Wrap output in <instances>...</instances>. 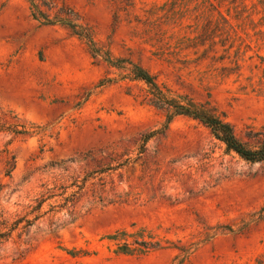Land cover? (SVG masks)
I'll use <instances>...</instances> for the list:
<instances>
[{"label": "rangeland", "instance_id": "374dc122", "mask_svg": "<svg viewBox=\"0 0 264 264\" xmlns=\"http://www.w3.org/2000/svg\"><path fill=\"white\" fill-rule=\"evenodd\" d=\"M169 100L264 144V0H0V264H264V160Z\"/></svg>", "mask_w": 264, "mask_h": 264}, {"label": "trees", "instance_id": "16d2710c", "mask_svg": "<svg viewBox=\"0 0 264 264\" xmlns=\"http://www.w3.org/2000/svg\"><path fill=\"white\" fill-rule=\"evenodd\" d=\"M31 3H35V0H30ZM33 16L37 18L36 13ZM61 21V20H60ZM63 21V20H62ZM47 23L54 24L55 20L47 18ZM70 25V22H66ZM74 27V26H73ZM133 74L136 78L144 80L148 84L157 87L154 77L150 72L141 66H134ZM169 104L173 108V114L168 117L167 122L179 114L189 115L194 118L201 120L207 126H209L214 135L226 144L228 150L235 151L242 158L249 161H261L264 160V144L259 147L246 146L236 135L232 124L221 117H218L210 113L204 106L198 105L194 102H189L187 105L177 104L173 100H169ZM146 244V242H144ZM125 253L129 252V245L125 244L122 246Z\"/></svg>", "mask_w": 264, "mask_h": 264}]
</instances>
